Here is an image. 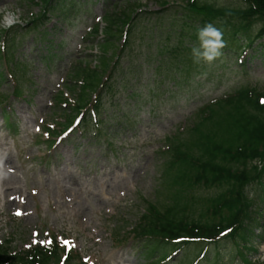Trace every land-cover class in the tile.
I'll return each instance as SVG.
<instances>
[{"label":"rangeland","instance_id":"374dc122","mask_svg":"<svg viewBox=\"0 0 264 264\" xmlns=\"http://www.w3.org/2000/svg\"><path fill=\"white\" fill-rule=\"evenodd\" d=\"M164 1L180 2L61 0L48 19L34 27L31 22L39 17L42 6L31 0H0V44L5 46L10 40L4 49L7 62L0 57V97L4 100L0 105V137L4 141L0 175L5 170L0 176L4 185L0 193V244L6 241L22 251L46 246L55 236V243L75 252L82 264H147L146 253L139 247L125 244L116 249L112 234L129 230L145 203H155L162 142L182 133L201 105L244 85L264 91V41L261 48L239 57V62L235 49L223 52L212 65L201 62L189 77L182 75L183 63L170 74L167 66H160V75L155 72L160 59L164 65L170 64L168 56L159 58L158 50L165 45L174 48L179 41V16L174 14L173 18L170 10L156 18ZM206 1L223 8L241 6L239 0ZM127 4L140 6L139 20L120 58L118 74L102 100L105 137L95 142L96 129L84 133L74 129L53 148L48 146L66 129L56 103L57 98L75 97L67 89L72 85L66 86L75 65H97L102 39L88 37V33L95 24L104 27L106 14ZM9 13L18 14L23 23L5 28ZM172 22L175 27L171 28ZM259 28L253 26L249 35ZM172 33L177 37L171 36V42L167 36ZM162 72L168 79L161 82ZM121 120L127 126L120 132L115 126ZM8 123L15 127V133ZM45 128L58 132L57 137L49 138ZM58 150L68 158L62 153L66 160L55 165ZM262 209L253 231L260 237L251 238L247 250H241L243 260L231 246L225 253V245L219 264H234L226 262L228 256L233 261L236 258L237 264H264ZM197 253L195 249L191 255Z\"/></svg>","mask_w":264,"mask_h":264},{"label":"trees","instance_id":"16d2710c","mask_svg":"<svg viewBox=\"0 0 264 264\" xmlns=\"http://www.w3.org/2000/svg\"><path fill=\"white\" fill-rule=\"evenodd\" d=\"M239 1L242 4L239 8H223L206 0H182L176 13L181 31L178 34V46L185 39L189 45L196 44L197 29L208 23L222 31L227 47L246 41V48L250 49L253 44L263 41L264 0ZM41 2L48 9L53 0ZM132 9H125L119 15L111 13L107 17L104 54L114 48L110 44L112 40H120V35L125 36L124 30L132 21ZM255 24H259L260 28L251 38L248 32ZM185 52L191 50L186 49ZM183 54L184 51L179 49L174 60L187 62L181 56ZM111 61L103 58L100 69L94 71L88 67L82 68V64L77 66L74 77L82 82L81 99L87 97L88 90L96 92L101 83V75L109 70ZM166 145L168 150L161 154L164 159L161 170L164 182L172 180L174 186H180L177 194H181L185 188L190 190L196 186H218L219 194L213 200L203 202L211 215L206 218L204 214L199 220L188 221L170 208L165 213H158L152 208L148 216L143 218L144 224L141 222L139 225L143 233L139 234L165 239L201 238L206 242L220 240L228 234L232 240L238 236L243 241L240 234L246 235L248 232L253 206L245 190L259 183L264 175V91L242 87L234 94L201 108L184 134L169 139ZM254 162L263 164L261 172L252 165ZM48 255L39 248L16 256H10L7 250L0 249V263L49 264ZM52 255L54 261L58 262L55 253Z\"/></svg>","mask_w":264,"mask_h":264},{"label":"clouds","instance_id":"9594fccd","mask_svg":"<svg viewBox=\"0 0 264 264\" xmlns=\"http://www.w3.org/2000/svg\"><path fill=\"white\" fill-rule=\"evenodd\" d=\"M23 21L18 14L9 13L5 18L4 27L10 28L14 24H21ZM197 43L191 48V57L194 63H206L212 65L219 60L223 55V49L225 48V41L223 39V33L213 24H205L202 28L196 31ZM4 45L0 44V50Z\"/></svg>","mask_w":264,"mask_h":264},{"label":"bare ground","instance_id":"6f19581e","mask_svg":"<svg viewBox=\"0 0 264 264\" xmlns=\"http://www.w3.org/2000/svg\"><path fill=\"white\" fill-rule=\"evenodd\" d=\"M3 142H4V141L2 140V137H0V147H1L2 145H4ZM5 164H6V162H5ZM4 174H5V171H4ZM3 180H4V182H5V179H3ZM4 182H3V183H4ZM3 186H4V185L1 184V187H3ZM1 187H0V188H1ZM1 190H2V188H1Z\"/></svg>","mask_w":264,"mask_h":264}]
</instances>
